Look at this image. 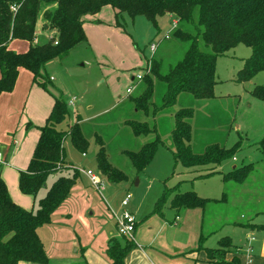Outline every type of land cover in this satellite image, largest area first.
Instances as JSON below:
<instances>
[{
  "label": "trees",
  "instance_id": "16d2710c",
  "mask_svg": "<svg viewBox=\"0 0 264 264\" xmlns=\"http://www.w3.org/2000/svg\"><path fill=\"white\" fill-rule=\"evenodd\" d=\"M104 7L114 11L115 26L120 29H123L119 23L123 15L131 20L144 17L154 25L158 18L169 15L176 23L175 38L188 43L182 60L166 74L161 75L154 60H149L150 71L141 80L144 89L138 97L130 99L136 112L147 115L152 109L155 117L173 108L179 95H189L197 101L214 99L217 59L240 45L248 48L250 55L243 60L234 82L248 83L258 74H264V0H0V95L13 91L19 70L23 69L32 75L34 84L54 99L51 113L39 129L40 136L28 167L18 175L19 192L32 197L36 208L27 211L14 204L0 174V264H48L38 230L50 223L52 215L69 197L80 178L79 171L65 161L64 142L68 139L81 154H85L89 143L82 134L79 120L66 131L57 130V126L69 117L68 106L58 90L49 88L50 83L43 71L48 62L65 57L86 42L84 18L97 15ZM40 19L42 29L52 35L45 43L34 44ZM182 24L191 25L194 33L180 29ZM12 41L26 42L29 48L25 53H15L8 49ZM154 81L165 86L160 106L151 101ZM249 94L264 104V85L253 87ZM172 117L171 154L175 164L184 169L219 165L232 158L239 148L238 143L230 149L209 145L202 153L195 154L190 146L189 120L193 117V110L180 109ZM125 125L135 137L154 136L138 151L123 152L135 173L139 174L151 163L157 148L164 144L156 129L145 122L126 121ZM95 143L98 172L110 183L125 181L126 176L110 164L104 144L97 136ZM257 145L264 161V136ZM253 170L254 164L236 167L222 174V180L242 184ZM63 171H70L71 175L58 177L46 188L47 179ZM42 190L45 194L39 198ZM169 192L173 193L169 206L176 211L203 209L207 203L217 202L202 199L193 191L177 193L172 188L163 191L158 198L155 213H160ZM202 241L201 238L200 247ZM134 247L128 238L111 237L107 242L106 256L110 264H125L126 256ZM231 247L230 238L224 237L215 248L203 249L209 261L224 264ZM230 264L239 263L234 259Z\"/></svg>",
  "mask_w": 264,
  "mask_h": 264
},
{
  "label": "rangeland",
  "instance_id": "374dc122",
  "mask_svg": "<svg viewBox=\"0 0 264 264\" xmlns=\"http://www.w3.org/2000/svg\"><path fill=\"white\" fill-rule=\"evenodd\" d=\"M99 16L102 20H114L110 9L107 8L101 10ZM119 23L123 29L112 27L109 31L110 36L105 38L104 43L97 44V51L92 50L88 45L81 44L65 57L48 62L43 71L48 78L54 79V82H50L47 78L50 83L49 88L54 90L57 87L63 91L61 95L68 106L69 119L63 123L61 129L67 130L76 112L82 121L80 125L82 133L89 143L85 157H82L81 152L72 147L68 139L63 145L67 161L80 173V179L75 185L80 188L81 197L85 200L78 198L71 203L70 207L76 211L84 209L93 212L92 217L85 215L86 211L83 213L84 219L89 222V233L84 237L95 240L99 234H106L111 230L119 238L114 227L113 215L120 214V203L127 194L131 196V200L126 210L137 209L139 211L136 219L140 225L142 217L152 211L163 191L174 188L177 193L188 191L199 193L198 191L205 183L199 180L194 181L193 177L198 174L196 170L200 167L184 169L179 164H175L171 154L173 149L170 137L173 129L172 114L179 109L178 107L193 110V117L189 123L191 125L190 143L193 145L194 153H202L209 145H218L228 149L233 146V143L240 141V149L233 155L237 160L235 164L237 167L254 164V170L250 173L245 185L240 186L232 182L227 185L225 192L229 198L227 204L218 203L206 207L207 219L222 216L230 218L231 222L241 224H264V215H259L258 219L254 216L258 212H264V161L257 145L264 133L262 130L264 109L261 112L252 109L251 111L246 105L248 100H254L249 91L255 86L264 85V74H258L248 83L238 84L230 80L232 75L240 69L241 61L249 57L250 50L240 45L217 59V86L214 99L197 101L189 95H181L185 97L177 99L173 108L164 110L153 117L152 109L147 115L135 111L130 99L142 93L144 83L143 81L133 82L131 78L137 74L142 77L147 75L150 71L149 60L151 59L157 64L159 73L166 74L171 67L182 60L188 43H182L175 38L173 19L168 15L158 18L155 25L144 17L131 20L127 15H123ZM179 27L183 31L194 33L191 25L182 24ZM165 36H168V39H165ZM97 37L99 40L102 38ZM152 44H156L153 55L149 50ZM127 90L130 92L127 93ZM164 92V84L154 81L151 101L155 106H160ZM228 93L238 95L241 101L238 102V98L224 97ZM73 97L78 102L71 106L68 101ZM261 106L264 108V105ZM126 121L145 122L150 127H154L164 144L157 148L151 163L139 174L135 173L123 152L138 151L141 145L152 141L154 136H147L146 141L141 143L144 137L133 136L129 127L125 125ZM240 122L246 128V136L242 133L238 135L235 133V127ZM96 136L103 142L110 164L126 176L125 181L113 184L98 172L95 163ZM231 159L222 163L231 162ZM87 170L99 175L102 182L100 192L86 187L87 181L83 171ZM70 175V171L51 175L45 186L50 187L60 176L69 177ZM214 182L215 179L211 183L213 187ZM42 192L44 190L38 196ZM171 195L173 196V193L167 196L166 201ZM27 199L31 203L30 210L35 209L36 202L31 198ZM84 202L85 206L82 208ZM163 207V213L166 214L167 219L173 220L176 215L175 211L169 209L167 204ZM78 215L80 213L75 214L69 223L74 225V230L78 227L82 228L80 221L82 217ZM218 225L220 224L217 223V227ZM58 227L60 225L51 218L50 223L43 226L42 230L53 229L54 231ZM67 228L69 229L68 226ZM92 228L94 233H91ZM227 230L224 227L222 231L228 232ZM55 235L57 233L44 234L43 239L47 247H50V241L51 247L54 246ZM181 235L180 242L192 241V236H186V231ZM215 240H209L206 245L215 247ZM240 241L246 243L242 237ZM57 242L65 244L67 237L60 236Z\"/></svg>",
  "mask_w": 264,
  "mask_h": 264
},
{
  "label": "crops",
  "instance_id": "0c3cea01",
  "mask_svg": "<svg viewBox=\"0 0 264 264\" xmlns=\"http://www.w3.org/2000/svg\"><path fill=\"white\" fill-rule=\"evenodd\" d=\"M105 8L110 9L114 18L113 21L102 20L99 16L101 11L97 15L84 18L83 30L86 36V42L82 44L88 45L89 48H92L94 51H97L96 46L99 42L103 44L105 38L110 36V29L112 27L117 28L115 26L114 11L110 7H104L101 10H104ZM173 23H175L174 19ZM42 25L43 22L40 19L36 25L34 44L45 43L48 41L49 36L52 35L51 32L43 30ZM97 36H101L102 38L99 40ZM28 48L29 44L21 41H12L8 46V49L15 53H25ZM243 60L241 61L240 69L243 65ZM240 69L236 71L235 75H232V79H230L231 81H234L236 74ZM45 76L47 77V75ZM48 79L50 82H54L53 78L50 77ZM131 81L135 82L137 80L135 77H132ZM216 86L214 87V94ZM55 89L58 90L60 94L63 92L57 87H55ZM182 97L185 96L179 95L177 99H182ZM224 97L238 98L237 101H241L238 95H232L230 93L226 94ZM71 101V106H74L77 104L76 102H78L74 97L71 98L68 103ZM184 101L186 102V100ZM53 104V97L34 84L32 82V75L23 69L19 70L13 91L0 95V174L13 203L27 211L30 210L31 206V203L27 198H31L32 201L34 200L32 197L24 196L19 192L18 175L19 172L26 171L28 167L40 136L39 129L45 125V122L51 113ZM246 105L249 110L252 109L257 112H261L264 109L262 108L263 106H261L264 104L256 99L248 100ZM178 108V110L181 109L180 107ZM78 109L79 106L77 107V110ZM176 111H174V113ZM73 116L74 120L71 121V124L67 127L74 124L76 120H79V124L81 125L82 121L79 115L75 112ZM67 119H69V117ZM63 123L57 126L58 131H64L61 129ZM262 130H264V125ZM235 133L237 135L239 133H242L245 136L247 135L246 128L241 122L236 125ZM263 136L264 133L262 137ZM145 141L146 137H144V140H142L141 143H144ZM237 143L239 144L238 149H240V141L233 143V146ZM190 146L192 149L193 145L191 143ZM195 154L200 153L195 152ZM65 161L71 165L66 159V154ZM236 162V158L232 157L231 162L203 166L200 167L199 170H196L198 174L193 177V180H199L205 183L204 186L200 188V191H198L199 193L196 194L202 199L217 201L214 203H207L203 209L183 211L174 210L176 213L174 219L168 220L166 214L163 213L164 207L160 213H155L153 208L151 212L142 217L140 225L136 219L139 211L137 209L129 210L128 212H130L136 219V227L131 239L135 247L126 256L124 260L125 264H215L207 259L203 248H215L217 242L224 237L230 238L232 244L229 253L225 256L224 264H230L234 259L237 260L239 264H264V224H241L238 222H231L229 221L230 218L222 216H218V218L215 216L213 219H207L208 212L206 207L208 205L218 203L227 204L229 198L225 192L228 187L227 185L230 182H224L222 180V174L236 168ZM213 179H215L214 187L211 184ZM247 179L242 184L237 185H245ZM85 180L87 181L86 187H90L87 178ZM44 194L45 191L38 197L41 198ZM81 195L82 192L80 188L75 185L72 188L69 197L52 215V219L55 220L60 227L54 231L53 229H50L49 231L42 230L43 228L38 230V236L48 257V264H110V261L106 256L107 242L111 237L116 236L110 230L106 234H99L95 240L84 237L89 233V222L84 219L83 213L86 211L85 215L87 214L92 217L93 212L84 209L82 211H76V209L70 207L71 203L76 201V199L81 198L80 200H84ZM72 197L74 198L72 199ZM171 198L172 195L166 203L169 209H171L169 206ZM84 206L85 202L83 203L82 208ZM77 213H80L78 216L82 217V220H80L82 228L78 227L79 229L77 228L74 230V225H70L69 223ZM259 215H264V212L256 213L254 216L257 218L255 219H258ZM117 216L119 215H113L115 230V217ZM217 223L220 224L218 227ZM224 227L228 229V232L222 231ZM185 231L186 236H192L191 242H180L182 237L181 233H185ZM46 233H57V235H55L56 242L53 247H51V241L49 242L50 247H47L43 239L44 234ZM91 233H94L93 228L91 229ZM60 236L67 237V242H65V244H63V242H57V238ZM241 237L246 240V243L240 241ZM201 238L203 241L200 247L199 242ZM211 239H216L215 247L212 245H206ZM19 264L30 263L20 262Z\"/></svg>",
  "mask_w": 264,
  "mask_h": 264
},
{
  "label": "built area",
  "instance_id": "2783aa9c",
  "mask_svg": "<svg viewBox=\"0 0 264 264\" xmlns=\"http://www.w3.org/2000/svg\"><path fill=\"white\" fill-rule=\"evenodd\" d=\"M13 9L14 8H12V10ZM173 28L174 29L176 28V23H173ZM165 39H168V36H165ZM149 50L153 55L156 50V44H152ZM135 79L137 81H141L142 76L140 74H137L135 76ZM129 92L130 90H127V93ZM69 104L72 105V101ZM82 157H85V154H82ZM83 175L87 178L89 186L91 188L95 189L97 192H100L102 190V182L100 180L99 175L94 174L90 170L83 171ZM130 200H131V196L127 194L125 199L121 201L120 203L121 212L119 216L115 217V219H116L117 234L119 236H122V237H125L131 240L134 234V231H135V227H136V219L130 212L126 210V207L128 206Z\"/></svg>",
  "mask_w": 264,
  "mask_h": 264
}]
</instances>
